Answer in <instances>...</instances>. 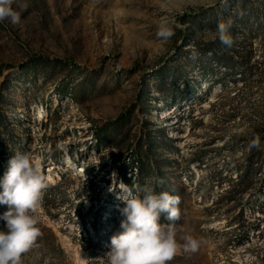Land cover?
<instances>
[{"label": "rangeland", "instance_id": "obj_1", "mask_svg": "<svg viewBox=\"0 0 264 264\" xmlns=\"http://www.w3.org/2000/svg\"><path fill=\"white\" fill-rule=\"evenodd\" d=\"M13 8L17 24L0 20L1 173L27 154L45 184L19 264H108L125 185L177 197L179 219L160 220L179 245L167 264H264V0ZM228 21L231 47L216 31Z\"/></svg>", "mask_w": 264, "mask_h": 264}, {"label": "clouds", "instance_id": "obj_2", "mask_svg": "<svg viewBox=\"0 0 264 264\" xmlns=\"http://www.w3.org/2000/svg\"><path fill=\"white\" fill-rule=\"evenodd\" d=\"M13 2L0 0V20L7 19L15 25L20 21V13L13 8ZM230 27L231 21H228L218 23L216 28L219 41L228 47L232 45L228 34ZM156 35L166 41L173 31L167 24H161ZM257 146L258 140L254 139L250 147ZM44 187L38 164L27 154L12 155L7 170L0 176V205H7V211L0 214V221H3L0 264H19L20 256L40 235L37 220L30 211L40 200ZM142 191V196H133L127 185L121 189L118 198L123 203L119 209L122 219L120 230L110 237L105 253L108 264H167L177 253L179 245L173 228L160 223L162 215L169 225L179 219L177 197L167 191L156 192L151 186ZM200 243L202 241L185 235L182 250L195 252Z\"/></svg>", "mask_w": 264, "mask_h": 264}, {"label": "trees", "instance_id": "obj_3", "mask_svg": "<svg viewBox=\"0 0 264 264\" xmlns=\"http://www.w3.org/2000/svg\"><path fill=\"white\" fill-rule=\"evenodd\" d=\"M27 66H28V64L24 68L26 69ZM163 136L165 137V139H167L165 134H163ZM1 172H2V160H1V156H0V176H2ZM124 180L130 187H132V182L130 181V178H128L126 175H124Z\"/></svg>", "mask_w": 264, "mask_h": 264}]
</instances>
